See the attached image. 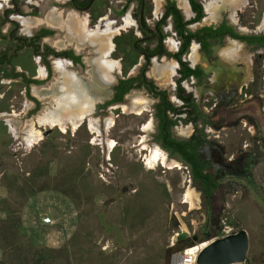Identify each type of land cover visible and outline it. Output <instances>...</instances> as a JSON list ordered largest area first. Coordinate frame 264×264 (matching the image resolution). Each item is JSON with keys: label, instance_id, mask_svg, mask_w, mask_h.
<instances>
[{"label": "rangeland", "instance_id": "374dc122", "mask_svg": "<svg viewBox=\"0 0 264 264\" xmlns=\"http://www.w3.org/2000/svg\"><path fill=\"white\" fill-rule=\"evenodd\" d=\"M146 2L150 22L151 17H159L161 1ZM131 28L113 40L116 47L111 44L103 59L113 64L108 75L111 82L116 76L134 74L139 65L131 47L137 32ZM105 29L113 31L110 23ZM19 61L30 77L40 73L32 59L21 56ZM50 82L32 85L31 96L39 98L38 88ZM9 85L0 87L4 94L0 101V264H168L178 247L202 242L205 231L211 238L219 237L224 225L247 232V264H264L261 137L254 138L260 144L255 142L246 152L241 146L243 140L250 143L246 133L233 139L227 130L220 139H210L218 151L224 147L228 152L230 144L231 149L245 153L234 157L237 167L225 159L231 154L221 155L226 166L214 167L215 160H211L208 172L221 169L226 177L207 203L187 167L155 143L148 96L133 90L124 106L108 107L99 115L90 107L71 110L62 117L75 114L80 117L79 127L72 131L64 124L65 132H61L58 127L39 126L45 116H58L59 96L52 94L51 103L46 100L34 110L22 89L16 84L8 89ZM136 100L140 101L137 108L145 109L139 116L134 110ZM89 120L96 123L100 137L89 130ZM31 127L39 131L41 139L28 147ZM182 130L181 124L174 129L177 138H182ZM141 137L147 148L157 146L168 163L173 161L180 169L160 165L148 169L144 161L148 150L140 149ZM108 140L115 143L109 153ZM200 156L215 157L217 163L220 154L202 152ZM186 194L190 199L187 204ZM45 217L52 223H43Z\"/></svg>", "mask_w": 264, "mask_h": 264}, {"label": "flooded vegetation", "instance_id": "af4514ba", "mask_svg": "<svg viewBox=\"0 0 264 264\" xmlns=\"http://www.w3.org/2000/svg\"><path fill=\"white\" fill-rule=\"evenodd\" d=\"M160 1L159 17L153 16L149 22L146 0H0V87L19 86L23 97L33 102L34 110L46 100L51 103L52 94L66 104L77 94L79 103L74 110L90 107L96 115L108 107L124 106L127 95L137 90L152 104L154 139L159 124L157 107L176 110H165L167 118L176 122L169 129L170 138L184 142L187 150L194 148L198 159L206 164L203 174L216 179V191L226 176L221 169L208 172L211 160H215L214 167L226 166V161H233L237 167L234 157L255 142L260 144L254 138L261 137L264 147V0H194L200 6V19H196L198 11L191 0ZM176 10L181 23L174 19ZM126 21L130 22L127 28L137 32L131 47L139 65L134 74L116 76L111 82L109 72L99 68L111 44L116 47L113 40L126 31ZM109 23L110 32H115L111 37L108 29L104 30ZM21 56L32 59L40 73L30 77L19 61ZM50 80L48 86L38 88L42 99L31 96L32 85ZM126 80H133L131 88L120 95L125 89L121 82ZM3 98L0 93V101ZM55 110L68 115L73 109ZM178 124L183 127L181 139L174 134ZM227 130L233 139L248 135L250 143L243 140L241 144L245 152L231 149L230 144L228 152L224 147L221 151L212 147L210 139H220ZM155 143L161 147L156 139ZM202 152L220 154L219 161L201 157ZM223 154L231 157L225 156V161ZM175 156L189 170L187 163Z\"/></svg>", "mask_w": 264, "mask_h": 264}, {"label": "bare ground", "instance_id": "6f19581e", "mask_svg": "<svg viewBox=\"0 0 264 264\" xmlns=\"http://www.w3.org/2000/svg\"><path fill=\"white\" fill-rule=\"evenodd\" d=\"M210 6H211V4L209 5V7ZM209 7H206V10H208ZM263 24H264V20H263ZM129 26H130V22L126 21L125 27L127 28ZM93 40H94V37H93ZM100 41H101V39H100ZM194 55H195V47H192L191 57H190L191 60H193ZM112 67H113L112 63H108L107 61H105L104 64H101L99 69H100V71L103 69V70H105L106 73H108L111 70ZM101 73H103V72H101ZM69 100H70V102H68L67 104L65 103V101H62V100L59 101L58 104H57V107H59V108L66 107L68 110H70V109L74 110V107H76L77 104L79 103L78 102V95L77 94L73 95L72 98H70ZM79 101H80V99H79ZM139 102L140 101H138V100H136L134 102L135 104L138 103L137 106H135V109H134L137 115L141 114V111H142V108H143V107L137 108L140 105ZM144 110L145 109L143 108V111ZM70 113H71V111L69 112V114ZM64 114L65 113L61 112V113L58 114L57 117H55V116H45V119L43 118L42 120H40L39 126H46V127H50V128L58 127L61 130V132H65L66 125H68V128H71L72 131H76L77 128L79 127V121H80L79 118L80 117H78L75 114H73L72 117H70L68 119H63L62 116H65ZM64 124H66V125H64ZM148 125H149V123L143 125L142 131L146 130ZM88 127H89V130L92 132V134H95V137L99 136V132L100 131L98 130V127L96 126V123H94V122L89 120ZM29 133L30 134H29L28 141H27L26 144H27L28 147H31L34 144H36L41 138H40L39 131H37L33 127L30 128ZM144 142H145L144 137H141L140 149L145 151L147 147L145 146ZM114 147H115V143L113 142V140L112 141L108 140L106 142V149H107L108 153L110 151H112V149H114ZM147 150H148V154H146V156L144 158V161H145V165H146V167L148 169H153L155 165H160V166H162L164 168L180 169V166L177 163H175L173 161H170L168 163V159L166 158V155L157 146L153 145L151 148H147ZM189 200H190L189 199V194H186L184 196V203H186V204L189 203L190 202ZM205 245H206V243L204 245H202V247L205 246Z\"/></svg>", "mask_w": 264, "mask_h": 264}, {"label": "trees", "instance_id": "16d2710c", "mask_svg": "<svg viewBox=\"0 0 264 264\" xmlns=\"http://www.w3.org/2000/svg\"><path fill=\"white\" fill-rule=\"evenodd\" d=\"M191 3L194 8L197 9L198 11V16L196 19H200L201 17V12H200V6L195 4L194 0H191ZM174 19L177 23H181V18L178 15V11H174ZM179 34L182 36V29L179 30ZM187 44L183 45L179 55L185 50ZM182 64V63H181ZM133 80H126L122 81L121 84H125V89L123 91H120V95L122 92H127L131 86L130 83ZM151 85V84H149ZM120 96L116 98V100H119ZM159 113H158V119H159V124L157 128V135L155 137L156 141L160 142L161 147L165 150H168L171 155H178L181 160H183L187 165L189 166V171H190V176L194 182H198L201 186V189L203 191V196L206 199V202L208 203L209 198L211 197L212 193L216 189V179L213 178L209 174H203V169L206 167V164L201 162L197 155L194 153V148H190L187 150L185 147L184 142H178L175 141L174 139L170 138V127L175 125V121H170L167 118V115L165 113L166 109H171L172 111H176L175 109H172L170 106H163L162 109L161 107H157ZM208 231H205L203 233V237L201 240H205V233ZM210 236V233H208ZM183 247L180 246L178 249H182Z\"/></svg>", "mask_w": 264, "mask_h": 264}, {"label": "water", "instance_id": "95a60500", "mask_svg": "<svg viewBox=\"0 0 264 264\" xmlns=\"http://www.w3.org/2000/svg\"><path fill=\"white\" fill-rule=\"evenodd\" d=\"M205 241L209 243L199 252L196 258L197 264H230L247 261L249 237L243 229L212 240L207 232L203 242Z\"/></svg>", "mask_w": 264, "mask_h": 264}, {"label": "built area", "instance_id": "2783aa9c", "mask_svg": "<svg viewBox=\"0 0 264 264\" xmlns=\"http://www.w3.org/2000/svg\"><path fill=\"white\" fill-rule=\"evenodd\" d=\"M42 220H43V223L45 224L52 223L49 217H45ZM234 232L236 231H234L231 227L224 225V227L221 230L220 236L213 237L211 238V240L215 238H221V237L228 236ZM205 243L207 245L209 241L194 242L193 244L186 246L179 251L173 252L169 257L168 264H197L196 258L199 252L206 246L205 245L202 247V245H204ZM230 264H247V263L246 262H234Z\"/></svg>", "mask_w": 264, "mask_h": 264}]
</instances>
